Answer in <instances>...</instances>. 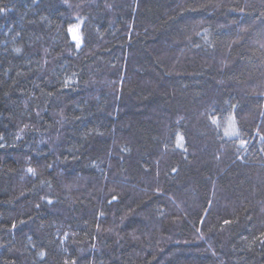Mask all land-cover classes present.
Masks as SVG:
<instances>
[{
	"label": "trees",
	"instance_id": "1",
	"mask_svg": "<svg viewBox=\"0 0 264 264\" xmlns=\"http://www.w3.org/2000/svg\"><path fill=\"white\" fill-rule=\"evenodd\" d=\"M0 264H264V0H0Z\"/></svg>",
	"mask_w": 264,
	"mask_h": 264
},
{
	"label": "rangeland",
	"instance_id": "2",
	"mask_svg": "<svg viewBox=\"0 0 264 264\" xmlns=\"http://www.w3.org/2000/svg\"><path fill=\"white\" fill-rule=\"evenodd\" d=\"M69 31H70L72 40L78 46L81 40L80 34H79V24L72 25L71 28L69 27Z\"/></svg>",
	"mask_w": 264,
	"mask_h": 264
}]
</instances>
